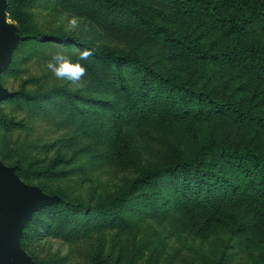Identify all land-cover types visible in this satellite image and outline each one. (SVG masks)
Instances as JSON below:
<instances>
[{"label":"rangeland","instance_id":"374dc122","mask_svg":"<svg viewBox=\"0 0 264 264\" xmlns=\"http://www.w3.org/2000/svg\"><path fill=\"white\" fill-rule=\"evenodd\" d=\"M113 1L107 6L98 0H26L20 9L26 26L43 33L66 32L96 48L129 53L192 80L205 72L212 79L200 84L216 99H226L224 83L235 77L230 70L190 63L182 53L156 42L122 3L139 5L178 34L197 24L206 26L204 14L191 19L172 0ZM4 2L3 24L13 44L0 63V86L11 94L0 101V118L9 123L0 130V165L42 198L21 220L15 243L7 249L9 257L21 255L29 264H264V202L247 195L234 199L218 191L210 199L184 198L167 179L157 183L153 200L132 198L124 216L137 226L122 218L109 219L100 229L93 226L90 216L97 204L148 169L165 167L175 156L190 157L210 144H244L249 137L222 116L188 124L167 103L159 124L133 118L130 112L119 117L126 92L117 89L105 65L91 58L79 61L88 72L82 88L56 79L46 62L63 51L75 63L78 47L20 37ZM74 16L80 20L72 29ZM121 73L133 90L138 70L124 65ZM238 81L243 80L231 85ZM74 95L85 100L76 101ZM53 163L62 172L58 179L28 184L17 176L19 167L40 170ZM62 196L79 201L87 212L83 209L62 222L49 220L23 242L24 228L36 212Z\"/></svg>","mask_w":264,"mask_h":264},{"label":"trees","instance_id":"16d2710c","mask_svg":"<svg viewBox=\"0 0 264 264\" xmlns=\"http://www.w3.org/2000/svg\"><path fill=\"white\" fill-rule=\"evenodd\" d=\"M25 1L7 0L6 12L18 23L19 36L33 43H68L79 50L93 49L91 59L103 63L117 89L126 92L123 105L117 111L119 117L130 112L133 118L159 124L162 105L167 103L175 115L188 124L193 121L201 124L222 116L234 120L249 137L244 144L230 141L210 144L190 157L175 156L165 167L148 169L97 204L90 216L95 228H103L109 219L121 218L125 223L137 226L129 221V216H124L132 198L145 196L153 200L158 195L155 193L157 183L167 179L173 181L184 198L210 199L213 192L220 191L234 199L247 195L264 202V0H172L189 18L193 19L199 12L207 18L206 26L197 24L185 34L172 33L137 4L122 3L124 10L136 17L143 30L156 42L182 53L190 63L230 70L235 77L224 83L223 91L227 95L224 100L216 99L200 84L212 79L205 76V72L192 80L189 76L184 78L150 66L129 53L96 48L66 32L43 33L32 29L24 23L25 15L20 9ZM98 1L107 6L114 4L113 0ZM124 65H132L139 72L133 90H128L125 85L121 73ZM237 79L243 81L231 85ZM83 100L81 96L76 99ZM8 124L0 118V130L7 129ZM54 164L40 170L31 165L22 166L17 176L28 184L37 179L55 180L62 172L56 171ZM83 209L87 212L88 207L65 196L52 201L38 210L26 225L22 241L32 239L49 220L51 223L59 219L62 222L68 215Z\"/></svg>","mask_w":264,"mask_h":264},{"label":"water","instance_id":"95a60500","mask_svg":"<svg viewBox=\"0 0 264 264\" xmlns=\"http://www.w3.org/2000/svg\"><path fill=\"white\" fill-rule=\"evenodd\" d=\"M4 7V0H0V63L7 57L13 44L11 33L3 24ZM10 95L0 86V101ZM41 202L39 193L30 190L0 165V264H29L21 255L9 257L7 249L15 243L21 220Z\"/></svg>","mask_w":264,"mask_h":264},{"label":"clouds","instance_id":"9594fccd","mask_svg":"<svg viewBox=\"0 0 264 264\" xmlns=\"http://www.w3.org/2000/svg\"><path fill=\"white\" fill-rule=\"evenodd\" d=\"M79 20L80 18L78 17H72L69 21V27L72 29L78 27ZM76 51L78 53L77 62L73 63L63 51H57L46 62V68L56 79L67 81L70 86H75V88H82L85 86L84 78L88 75V72L87 68L79 61L90 59L94 55V50L78 49Z\"/></svg>","mask_w":264,"mask_h":264}]
</instances>
